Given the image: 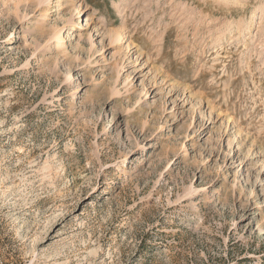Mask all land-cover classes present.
<instances>
[{"label": "rangeland", "instance_id": "1", "mask_svg": "<svg viewBox=\"0 0 264 264\" xmlns=\"http://www.w3.org/2000/svg\"><path fill=\"white\" fill-rule=\"evenodd\" d=\"M0 264H264V0H0Z\"/></svg>", "mask_w": 264, "mask_h": 264}, {"label": "bare ground", "instance_id": "2", "mask_svg": "<svg viewBox=\"0 0 264 264\" xmlns=\"http://www.w3.org/2000/svg\"><path fill=\"white\" fill-rule=\"evenodd\" d=\"M44 15H45V14H43V15L39 18V21H38V24H40V25H39V28H43V26H44V24H45V23H44V21H45V19H44ZM59 37H60V36L57 37V43H58V45H59V44L61 45V42H62L61 40H62V39L59 38ZM74 95H75V94H73V96H74ZM121 176H124V172L121 173Z\"/></svg>", "mask_w": 264, "mask_h": 264}]
</instances>
